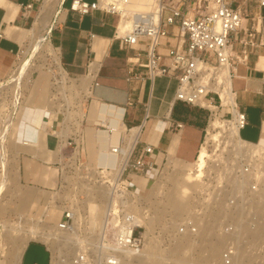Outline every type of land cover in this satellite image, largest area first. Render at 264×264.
Returning a JSON list of instances; mask_svg holds the SVG:
<instances>
[{"label":"built area","instance_id":"built-area-1","mask_svg":"<svg viewBox=\"0 0 264 264\" xmlns=\"http://www.w3.org/2000/svg\"><path fill=\"white\" fill-rule=\"evenodd\" d=\"M66 1L60 0L49 38L59 24L58 14ZM258 5L263 7L264 0H258ZM68 10L80 15L101 12L114 16L117 22L112 40L118 41L126 50H136L142 46V49H137L126 60L127 82L141 78L137 70L144 68L150 79L167 76L176 80L175 100L208 109L214 106L217 110L223 108L219 91H224L233 101L234 111H224L221 120L235 126L238 131L247 124L245 114L235 102L230 79L235 63L246 62L252 52L264 47L261 16L246 14L245 8L234 6L231 0H70ZM246 21L248 25H245ZM89 37L93 40L97 36L90 33ZM170 40L174 43L171 44ZM234 44L239 46L237 54L234 53ZM142 57L145 62L141 61ZM65 72L67 75L56 70L50 71V91L44 110L49 115L55 113L59 118V127L51 131L60 152L58 165L61 182L57 191L68 190L75 182L73 178L80 175L88 191V186L94 185V182L104 186L106 198L104 203L96 197L92 200L99 201L96 203L104 209L101 226L93 232L87 220L88 210L81 215L75 204L65 201L61 219L55 225L58 233L66 235L62 241L68 245L71 235H81V224H78L81 216L89 227L86 231L89 235L82 238L79 251L71 257L51 250L43 242L49 252L48 264H123L125 260L143 254L146 247L151 218L148 217L149 206L143 204V192L154 176H150L149 181L147 179L149 183L144 186L138 184L134 177L154 169L155 164L149 158L153 148L147 144L137 149L139 130L129 150L133 128L124 129L120 143L108 148L116 156L115 165L91 168L82 155L85 145L82 125L92 88L99 84L96 80L98 68L88 63L87 77L91 79L89 85H83L82 77H74ZM89 90L90 95H87L86 91ZM16 93L17 104H14ZM22 99L23 93L14 92L13 108L18 110ZM80 109L85 113L83 117L80 116ZM209 111L212 120L216 112L211 109ZM67 114H70L69 118ZM64 149L69 150L68 157H63ZM235 156L236 160L229 168V175L233 176L229 184L231 190L223 207L224 213L229 215L237 207L239 199H248L249 195L259 192L262 179L258 176L264 174V147L247 143L244 152L236 151ZM91 172L97 174L99 179L94 180ZM236 225L233 221L225 222L221 232L237 234L241 230ZM198 233V224L188 218L176 227L173 235L196 236ZM236 249L233 242H228L221 255V263L232 264Z\"/></svg>","mask_w":264,"mask_h":264},{"label":"crops","instance_id":"crops-1","mask_svg":"<svg viewBox=\"0 0 264 264\" xmlns=\"http://www.w3.org/2000/svg\"><path fill=\"white\" fill-rule=\"evenodd\" d=\"M53 1L0 0V80L11 73L23 42L21 36H24L33 17L42 10L53 17L57 9ZM231 2L245 8L248 15L262 17L264 37V6L259 7L258 0ZM46 3H49V8H44ZM65 3L58 14L59 24L50 35L61 67L73 76L82 77L83 85H89L91 81L87 77L88 63L98 68L96 80L99 84L92 88L86 115L83 110L81 112V117L85 115L82 125L85 162L91 168L113 167L116 156L108 151L109 146L120 143L124 129L133 128L128 146L133 144L140 130L137 149L151 145L153 152L149 158L155 164L152 172L134 177L138 184L144 186L149 183L150 176H154L169 160L194 163L211 120L210 108L175 100L176 80L167 76L150 79L144 68L137 70L141 78L127 82L126 60L142 46L126 50L118 41L112 40L116 17L101 12L80 15L69 11ZM248 24L246 21L245 25ZM90 33L97 37L91 40ZM170 43L174 41L170 40ZM238 48L234 44L235 54ZM141 61L145 62V58L142 57ZM235 64L230 86L235 92V102L247 120V124L238 131L239 137L247 143L264 147V47L252 52L246 62ZM49 79L45 72H38L31 80L16 114L12 134L18 146L19 183L53 192L58 190L61 182L60 152L51 134L59 127V118L44 111L50 91ZM87 95H90V90ZM59 216L56 222L61 219V213ZM31 243L43 248L49 259L43 242L30 241L19 264H24V254Z\"/></svg>","mask_w":264,"mask_h":264},{"label":"rangeland","instance_id":"rangeland-1","mask_svg":"<svg viewBox=\"0 0 264 264\" xmlns=\"http://www.w3.org/2000/svg\"><path fill=\"white\" fill-rule=\"evenodd\" d=\"M53 2L54 8H57L59 0ZM69 4L70 0L65 6ZM48 5L46 3L44 8H49ZM51 21L48 11H39L25 29L24 36H21L23 42L13 68L22 71L23 76L18 79L20 81H13L23 82L22 91L14 88L11 83L12 75V78L0 80V133L6 124L10 125L5 143L4 138L0 139V264H13L11 252L19 249L22 257L24 248L30 241L45 242L51 250L64 256L71 257L76 254L82 238L89 235L86 234L89 227L81 216L78 223L81 224V235H71L68 245L62 241L66 235L58 233L55 225L66 200L75 204L81 215L88 210L87 220L92 232L94 229L98 230L102 223L104 209L98 203L105 202L106 190L99 183L94 182V185L88 186V191L83 186L85 183L81 182L82 176L76 175L72 187L63 192H52L19 183L18 146L12 134L18 110L13 108L12 100L16 91L25 96L31 80L38 72H45L50 76V71H62L58 51L49 38ZM38 40H41V46L34 50ZM50 82L51 79L49 85ZM218 110H213L216 115L212 120L220 121L224 126L218 130L224 132H220V142L208 146L212 156L201 178L191 182L184 180V173L176 167L188 169L189 166L169 160L144 189L143 204L150 208L148 217L151 222L143 253L146 254L152 248L151 262L154 263L159 257V262L156 260L155 264H222L221 255L228 242H233L237 248L232 264L235 261L237 264H264V174L258 176L262 179L258 193L249 195L248 199H239L237 207L231 210L230 215L224 213V202L230 194V178L233 177L229 175V168L236 160L235 152H242L246 145L238 144L237 138L231 135V128L234 126L220 118L229 109L223 107V110ZM81 112L82 109L80 116ZM51 117H54L53 114ZM68 151L63 150V157L70 155ZM92 178L99 179L95 173H92ZM185 184L190 189L181 194V187L185 190ZM95 197L100 202H93ZM188 218L198 224L199 233L196 236H174L176 227ZM229 221L236 222L241 231L237 234H223L221 227ZM212 246H217L216 250ZM142 257L138 256L137 260ZM23 263L48 264L47 253L36 243H31L25 251Z\"/></svg>","mask_w":264,"mask_h":264},{"label":"bare ground","instance_id":"bare-ground-1","mask_svg":"<svg viewBox=\"0 0 264 264\" xmlns=\"http://www.w3.org/2000/svg\"><path fill=\"white\" fill-rule=\"evenodd\" d=\"M59 7H60V0H59V5L57 6V9L55 10V13H54V15L52 17V21H51V25L52 26H53V18L58 13ZM51 27H50V29H51ZM50 29H49V33H50ZM40 46H41V40H38L37 44H35L34 50L37 49ZM16 61H17V59H16ZM16 61H15V63H16ZM62 71L61 70H58V73H61L62 75H67L66 72H64L63 69H62ZM10 75H12V77H13V79H11V83H13L14 88L15 89H18V88L21 89L23 87V85H22L23 82L22 83H15L14 81H16V80L17 81H20L18 79H20L23 76L22 71H18L17 69L13 68L11 70V73L9 74V77H11ZM86 92L88 93V91H86ZM219 93L222 96V105H223V107L228 108L230 111H234V108H232L233 101L229 98V96L227 95V93L224 92V91H219ZM23 98H24V96H23ZM16 99H17V93L15 95L14 104H17V102H16L17 100ZM21 103H22V101H21ZM21 103H19V106L21 105ZM210 109L211 110H216L217 108L214 107V106H210ZM52 114H53L54 117L56 116L55 113H52ZM223 126L224 125L220 121H218L217 119L210 120L209 127L207 129L206 138H205V141H204L203 145L201 146V149H200L199 155L197 157V160L194 162V164H184L183 163L184 165L189 166L188 169H185V167H182V168L176 167V169H178V170L180 169L184 173V177H183L184 180H186L188 182H191V181L199 180L201 178V176L204 173V169L206 168V166L208 164V161H209V159L212 156L209 153V151H208V146L210 144H216L217 142H220V139L222 138L221 137L222 134L220 135V132H224V131H219L218 129L221 128V127H223ZM8 131H9V124H6L5 127H4V129H2V131L0 133V139L4 138V142L3 143H5V139H6V135H7ZM24 133H25V130H24ZM231 135L232 136H235L237 138V142H238L239 145H243V144L247 145L246 142H243L241 139H239V137H238V130L236 129L235 126L231 128ZM135 140L136 139H134V142H135ZM134 142H133V144H134ZM133 144L130 145V146H128L129 150L133 147ZM242 152H244V150H242ZM191 170H194V171H191ZM187 187H188V184H185L184 185L185 190H183V186H182L180 193L181 194H185V191H187V190L190 189V188H187ZM215 247H217V246H214L213 248L215 249ZM151 251H152V248L146 254H144V253L141 254V255H143V257L140 255V257H142L141 259L138 258V260H137V257H131V259L125 260V262L123 264H144V263L155 264L156 263V260L158 261L159 257H158V259L154 260L155 261L154 263L151 262L152 261L151 260L152 259V253H151ZM11 259H12L11 261L14 262L13 264H18L20 262V260H21V251L19 249L18 250L15 249L14 251H12L11 252ZM180 261L182 262V260H180ZM173 262H175V261H173ZM237 263L238 262H236V261L234 262V264H237ZM180 264H185V263L182 262ZM256 264H258V263H256Z\"/></svg>","mask_w":264,"mask_h":264}]
</instances>
